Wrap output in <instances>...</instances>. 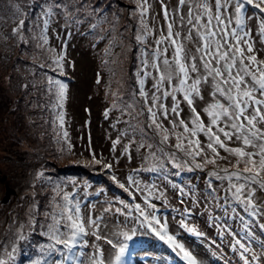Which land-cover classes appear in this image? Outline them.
I'll return each mask as SVG.
<instances>
[{"label":"rangeland","instance_id":"obj_1","mask_svg":"<svg viewBox=\"0 0 264 264\" xmlns=\"http://www.w3.org/2000/svg\"><path fill=\"white\" fill-rule=\"evenodd\" d=\"M165 3L169 18H175L176 27H179V0H165ZM148 4L150 7L144 20L148 26L152 25L150 33L154 40L161 31L166 34L167 28L160 0H148ZM49 10L50 14H47ZM182 11L186 14L187 9ZM247 11L255 17V20L248 19L246 24L256 41L255 47L259 49L257 58L264 59V44L257 37L260 16L264 14L251 7ZM44 18L48 21L47 29H43ZM21 19L25 26L14 34L13 29L18 27ZM140 19L137 0H0V259L6 264H44L47 260V264H53L61 259L59 252L49 250L53 241L49 239L48 229L51 219L46 217L54 207L53 198L60 199L57 190H61V195L64 192L75 194L74 201L88 203L86 206L80 204L85 221L102 218L100 231L118 246H125L120 264L129 263L130 253L139 246H146L147 251L141 249V252L150 259L143 256L144 262L138 261L137 264H170L165 256L168 246L154 234L148 223L143 225L146 227L140 225L143 217L134 208L135 204L143 202L148 190H158L157 194H162L160 199L149 197L155 208L164 207L166 201L174 206L172 212H161V223L170 225L200 263L242 264L252 261L237 241L247 247V242L254 238L251 254L259 256V264H264V248L261 251L264 245L259 244L262 228L251 221L248 233L244 217L240 216L246 211L239 205L233 212L235 206L229 202L227 205L231 211L227 212L222 188L218 189L219 199L216 194L209 195L210 190L204 185L210 168L179 171L172 168L166 156L160 158L157 155L153 145L155 141L159 144V139L147 127L145 116L140 115V97L134 96L138 88L136 73L143 60L134 46V42L140 46L135 39L141 32ZM41 30H44L42 35ZM42 36L46 37V44ZM151 41H144V44L150 45ZM60 53L64 57L61 61L63 75L53 64ZM147 59L151 60V56ZM147 71L156 74L151 68ZM49 77L67 85L62 107L56 100L57 86L53 85L49 91ZM152 84V76L147 77L144 87L149 94L154 91ZM210 89V84L205 86L208 102L212 101L207 95ZM178 99L182 100L179 94ZM163 102L170 106L171 97ZM45 103L51 108L54 103L53 117L46 113ZM196 106L202 111L205 101L198 99ZM181 107V117L188 120L186 103ZM61 112L63 132L58 125V122L61 125ZM104 117L111 119L105 121ZM169 118H173L171 113ZM202 118L207 120L206 116ZM163 123L171 128L168 121ZM200 139L206 143L202 135ZM117 140L119 143L113 150V142ZM175 143V136L170 135L169 145ZM149 144L152 148L148 147ZM228 145L235 147L238 142H228ZM161 146L169 150L166 145ZM219 152L227 157L218 160L220 167L231 168L229 161L234 163L235 158L223 149ZM93 155L112 165L111 175H115L119 183L122 177L125 181L128 179L127 172H134L131 177L139 181L142 191H136V186L132 190V185L126 182L133 192L132 203L123 196L127 192L110 179V174H105L102 165L92 163ZM197 159L202 162L204 157ZM161 161L167 172L158 170L153 176L154 184H148L151 174L146 169L159 168ZM38 174L42 175L37 178ZM179 176L185 180L180 185L176 184ZM197 184L202 187L197 188ZM170 186L175 188V194L177 190L181 191L182 202L176 201ZM101 188L103 193L99 200L85 199H95L94 191ZM114 190L119 193H113ZM82 193L88 196L76 199ZM7 194L9 199L5 201ZM257 197L264 200V192H258ZM181 206L186 211L189 206L188 211L192 210L194 217L186 218ZM141 207L149 213L153 210L147 209L145 203ZM105 209L110 210L106 212ZM257 217L264 221V214ZM223 218L227 220L223 221ZM125 233L130 238L126 239ZM21 236L24 239H20ZM84 239L88 246L79 250L83 253L80 259L84 264H90L95 252L93 244L102 249L106 264L115 261L117 249L104 239L97 241L93 235ZM13 247L16 251L9 258L7 253Z\"/></svg>","mask_w":264,"mask_h":264},{"label":"snow or ice","instance_id":"obj_2","mask_svg":"<svg viewBox=\"0 0 264 264\" xmlns=\"http://www.w3.org/2000/svg\"><path fill=\"white\" fill-rule=\"evenodd\" d=\"M160 3L167 25L166 34L161 31L160 36L154 41L156 47L151 53L147 49H142L145 59L141 61V68L136 73L139 91L134 93V96L138 95L143 102L140 115H144L145 120L149 122L147 127L160 137L159 145H166L170 135L175 136L176 143L172 146L175 151H166L159 145L157 150L167 157V162L172 168L179 171L185 169L189 172L204 171L206 165H213L214 167L208 170V178L205 181L210 190L209 195L216 194V198L219 199L218 189L222 188L226 205L229 202L239 204L252 217L264 214L262 213L264 200L257 197L258 192H264V59L257 58L259 49L255 47L256 41L246 24L248 19L255 20V17L247 12L249 7L264 14V0H212V2L179 0L177 6V11L181 12L179 27H176L175 18H169L165 0H160ZM137 6L140 9L141 32L135 39L144 44L145 37L151 32L144 20L150 5L148 0H137ZM185 8L186 14L182 11ZM47 14H50V10ZM24 26L25 21L21 19L18 27L13 29L14 34ZM47 27L48 21L45 19L44 28ZM257 37L260 43L264 44V15L260 16ZM41 39L47 43L46 37L42 36ZM149 56L151 60L147 59ZM63 58L61 54L58 59L53 60V64L59 67L61 75ZM148 68L156 74L147 71ZM149 76L153 79L154 91L151 94L144 87L145 79ZM48 84L50 92L53 85L57 86L56 100L62 107L67 85L52 77L48 78ZM209 84L211 89L207 95L212 97L211 102L206 100L205 94V86ZM178 94L182 100L178 99ZM169 97L171 105L166 106L163 101ZM198 99L205 101L206 106L202 111L196 106ZM182 103H186L188 107V120L181 117ZM170 113L173 117L171 119ZM202 116H206L207 120ZM165 120L171 125L170 129L164 125ZM60 121L62 126L63 112L60 113ZM177 129L183 131L178 132ZM63 135L67 137V132ZM201 135L206 143L200 139ZM228 142H238V146L230 147ZM117 143L118 140L113 142V150ZM143 146L141 144V147ZM148 147L152 148V145L149 144ZM219 149L235 158L234 163L229 161L231 168L216 167L218 160L227 159L220 155ZM178 153H183V156H179ZM208 153H211V156ZM201 156L204 157L202 162L197 159ZM92 163L101 164L104 169L112 168L110 163L97 159L95 155ZM146 170L167 172L163 161L160 162L159 168L150 167ZM40 175L42 174H38L37 178ZM110 179L129 195L133 194L129 187L117 181L115 175H111ZM128 180L130 185L135 184L136 191H142L139 181L131 176ZM214 180L220 183L214 184ZM157 193L158 190L156 192L148 190L144 199L147 209H155L149 197L160 199L162 194ZM56 195L60 199L57 201L54 197V207L50 213H46V217L51 219L48 229L49 239L53 241V244L48 246L49 250L59 252L61 255V259L54 261L53 264H84L80 259L83 253L79 250L88 246V241L84 239L88 235H93L97 241L104 239L116 248L115 261L109 264H120L125 246H118L100 231L102 218H89L85 221L80 203L74 201V194L64 192L61 195V190H57ZM125 207L130 208L127 204ZM134 208L143 217L140 221L141 226L148 223L160 240L173 250L179 249L183 253L187 264H196L184 246L169 235L167 224L161 223L154 212H147L139 203L135 204ZM109 210L105 209L106 212ZM235 210L232 208L233 212ZM124 235L126 239L130 238L126 233ZM20 239L24 237L21 236ZM237 244L247 251L246 246L239 240ZM54 245L62 247L55 248ZM92 247L95 252L90 258V264H106L102 258V249L95 244ZM15 251L13 247L7 253L8 257L11 258ZM257 259L255 256L252 258L253 261ZM0 264H6V261L0 259ZM247 264H252V261H248Z\"/></svg>","mask_w":264,"mask_h":264},{"label":"trees","instance_id":"obj_3","mask_svg":"<svg viewBox=\"0 0 264 264\" xmlns=\"http://www.w3.org/2000/svg\"><path fill=\"white\" fill-rule=\"evenodd\" d=\"M41 7H42V5H41ZM42 9V8H41ZM46 18H44V20H45ZM149 28L151 29V31H152V25H151V27L149 26ZM43 29H45L44 28V22H43ZM86 30L88 31V28H86ZM43 31L44 30H41L40 31V33H41V35L43 34ZM152 40V36H151V33H149L146 37H145V41H151ZM154 41H155V39L154 40H152L151 41V44L154 46L153 48H155L156 47V45H155V43H154ZM141 45L142 44H140V46H138L137 44H136V42H134V46H135V49H137V51H139V55L141 56L142 55V50H139V48L141 47ZM144 46H145V44H144ZM142 47L143 49H146V47ZM162 47V46H161ZM137 86H138V88L137 89H135V93H138V91H139V84L137 83ZM139 100H140V102H141V104L143 103L142 102V100L139 98ZM50 103V102H49ZM45 105H46V113L49 115L50 114V117H53V110H52V108L47 104V103H45ZM105 118V117H104ZM107 119H111L110 117H106L105 118V121L107 120ZM103 121V120H102ZM147 122V124L149 123L148 121H146ZM153 134H155L156 135V133L153 131L152 132ZM157 137H158V139H160V137L158 136V135H156ZM159 144H157V142L155 141V144L153 145L154 147H155V149H156V151H157V155L161 158V157H163L164 155L161 153V152H159L158 150H157V146H158ZM166 146H167V148L170 150V151H175V149H174V147H172L171 145H169V141H168V143L166 144ZM159 147H162L161 145H159ZM166 151H169V150H167L165 147H163ZM178 155L179 156H183V153H178ZM218 162H220V161H218ZM222 163H224V162H222ZM214 166L213 165H211V164H209V166H205V168L204 169H208V168H210V169H212ZM216 167H218V168H222V167H220V165L217 163V166ZM105 174L106 175H111L112 174V171H110L109 169H105ZM132 174V173H131ZM130 175V173L129 172H127L126 173V177L128 178V177H130L129 176ZM125 178V177H124ZM208 177L206 176L205 177V179H207ZM180 180V182L178 183V181ZM120 181V183H122V184H125V186L127 187V184H126V181L123 179V177L119 180ZM183 181H185L184 179H183V177H176V184H181V183H183ZM154 181H152V183H153ZM217 183V185L220 183L219 181H213V183ZM164 183H165V185H167V182L166 181H164ZM164 183H162V185H161V187H162V189L163 190H165L164 189ZM226 183L227 182H225V186H226ZM195 186V184H192V186ZM206 188V190L208 189L207 188V185L205 184L204 185ZM202 186L201 185H199V184H197V188H201ZM171 187H169V189H170ZM172 189V188H171ZM113 193H117V190H114L113 191ZM222 199H223V197H222ZM235 207H233V208H238V206H239V204H236V203H232ZM237 205V206H236ZM227 210V212H229V211H231V207L229 206V205H227V208H226ZM247 213H245V212H242L241 214H240V216L242 217V219H243V217H244V221H246V218H247Z\"/></svg>","mask_w":264,"mask_h":264},{"label":"water","instance_id":"obj_4","mask_svg":"<svg viewBox=\"0 0 264 264\" xmlns=\"http://www.w3.org/2000/svg\"><path fill=\"white\" fill-rule=\"evenodd\" d=\"M8 196H9V195L7 194V195H6V198H5V201H6L7 199H9ZM5 201H3V202H5Z\"/></svg>","mask_w":264,"mask_h":264}]
</instances>
